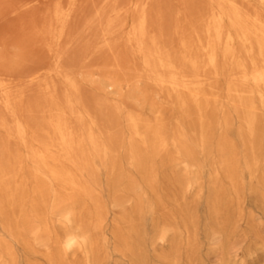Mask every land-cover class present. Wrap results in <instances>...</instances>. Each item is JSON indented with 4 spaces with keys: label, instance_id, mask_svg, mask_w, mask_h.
Here are the masks:
<instances>
[{
    "label": "bare ground",
    "instance_id": "1",
    "mask_svg": "<svg viewBox=\"0 0 264 264\" xmlns=\"http://www.w3.org/2000/svg\"><path fill=\"white\" fill-rule=\"evenodd\" d=\"M37 2L0 0V21L10 16L26 20L34 39ZM177 7L156 8L151 18L148 0L136 3L122 52L112 38L126 25L127 9L119 7V0H101L82 26L88 35L101 29L102 47L126 85L131 81L126 73L129 57L140 55L147 79L164 96L161 102H150L149 114L119 103H97V110L92 109L72 70L78 52L67 57L66 50H59L53 67L0 73V225L6 234H0L1 264H16L13 241L30 254L43 255L47 264H75L67 255L78 249L85 264H96L98 245L91 232L99 229L104 215L100 167L107 171L113 192H119L114 204L132 201L131 210L121 216L125 228L116 236L117 250L135 264H144L140 216L152 209V202L162 204L161 178L200 191L197 175L212 158L234 194L241 171L247 169L256 174L264 198V0H179ZM72 10L73 4L66 8L55 3L40 31L47 46V40L63 36ZM56 76L65 83L60 93ZM41 81L45 99L24 102L25 87ZM107 86L119 88L116 79ZM22 106L27 118L20 114ZM121 154L134 174L123 169ZM26 157L31 166L25 164ZM166 164L171 170L182 164L194 176L166 178L161 172ZM211 182H218L217 174ZM230 201L218 185L211 208L223 229ZM85 213L89 225L84 224ZM55 215L75 223L76 231L57 233ZM172 230L168 223L158 237L163 240ZM37 244L46 250L41 253Z\"/></svg>",
    "mask_w": 264,
    "mask_h": 264
},
{
    "label": "rangeland",
    "instance_id": "2",
    "mask_svg": "<svg viewBox=\"0 0 264 264\" xmlns=\"http://www.w3.org/2000/svg\"><path fill=\"white\" fill-rule=\"evenodd\" d=\"M139 1L119 0V7L127 11L123 15L126 18V25L112 36L114 47L118 51L122 52L128 25L135 17L134 6ZM57 2L66 8L73 4V10L67 20L63 36L60 39L47 40L51 43L49 47L44 37L40 35V31L48 22L47 18ZM148 2L151 18L155 17L156 8H166L168 5L173 8L179 6V0H148ZM100 3L101 0H38L35 9L37 33L34 39L29 36L26 20L10 16L0 21V73L22 74L29 70L53 67L56 52L59 50H66L67 57L71 56L72 52L73 54L78 52L79 57L72 64V70L79 82L85 102L92 109L97 110V103L107 106L119 103L122 107H131L149 114L150 102L152 100L161 102L164 96L147 79V70L142 66L140 55L134 53L129 57L130 70H126V73L131 76V81L126 85L124 74L115 72L110 64V53L102 47L101 29H97L91 35L82 30L87 15ZM55 27H58L57 24ZM55 79L60 93L65 88L64 80L61 76H56ZM110 79H116L119 88L115 90L109 88L107 84ZM42 86L41 81L25 87L24 102L30 97H34L36 102L43 101L46 91ZM20 114L23 118H27L25 106L21 107ZM166 114L171 117L172 111L168 110ZM124 125L122 120L121 126L126 130ZM236 126L237 122H234L233 128L235 129ZM232 136L235 138L234 134ZM19 148L23 152L26 151L21 142ZM262 154L264 161V148ZM214 161L212 158L207 159L197 175L201 183L200 191L195 185L178 188L168 183L166 179H160L158 193L162 204L156 205L152 202V209L146 210L140 216L144 264H264V198L256 174L243 169L240 173L238 192L234 194ZM25 164L32 165L28 157L25 158ZM121 164L125 171L134 174L123 155ZM161 170L163 176L173 180L194 176V173L185 169L182 164L173 170L166 164ZM215 174L218 176V182L213 184L211 177ZM98 183L104 202V215L99 229L91 232L98 245L96 264H135L130 255L122 254L117 250L116 236L117 230L125 228L121 216L123 212L131 210L132 201L124 200L121 206L114 204L113 197L119 196V192H113L107 171L103 167H100L98 172ZM220 184L225 190V199L232 200L228 206L229 216L225 229L220 227L218 221L221 219L213 215L211 208L216 188ZM149 194L151 199H154V195L151 192ZM174 194L179 196L177 202L172 200ZM85 207L89 208L90 204L87 203ZM83 215H85L84 224L89 225V216L86 213ZM168 223L174 226V230L168 232L162 240L158 237L159 231ZM52 225L59 234L66 230L76 231V224L63 221L60 215L53 216ZM0 234L6 235L1 225ZM12 244L16 264H30L32 261L47 264L43 255L28 253L16 241ZM35 247L41 253L46 250L40 244ZM67 257L75 264H85L84 254L79 249L68 253Z\"/></svg>",
    "mask_w": 264,
    "mask_h": 264
}]
</instances>
